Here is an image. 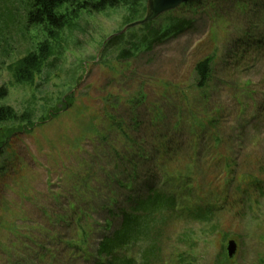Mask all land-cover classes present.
I'll use <instances>...</instances> for the list:
<instances>
[{"label":"rangeland","instance_id":"1","mask_svg":"<svg viewBox=\"0 0 264 264\" xmlns=\"http://www.w3.org/2000/svg\"><path fill=\"white\" fill-rule=\"evenodd\" d=\"M189 2L163 14L153 25L164 28L183 20L184 31L129 59L117 58L121 47L103 55L104 43L120 32L125 34L121 46H138L148 34L147 27L125 28L144 18L145 12L131 15L127 6L120 5L81 13L79 21L72 23L77 28L65 27L52 41L53 54L34 81L17 83L10 66L34 50L45 33L26 24L20 0L10 5L1 1L0 87L8 89L3 103L18 116L29 115L36 126L30 132L21 131L26 124L22 119L2 125L16 131L4 147L17 160L13 165L16 174L10 175L0 193V264H45L35 243L44 246V259L50 260L49 251L59 249L55 264L82 263L80 259L67 261L72 249L45 238L42 231L56 229L62 238L76 234L74 214L63 224L58 215L68 214L69 202H77L78 193L70 187L77 174L85 173L82 167L92 165L93 170L88 171L101 187L96 189L101 200L110 193L105 188L110 172L126 177L121 170L115 171V151L128 156L136 151L126 135L110 130L112 123H122L128 139L145 140L149 148L156 147L161 132L168 134V155L141 162L139 171V181L151 172L153 184L167 194H177V180L171 175L189 172L194 153L199 152L200 175L189 182L191 203L204 204L199 200L205 196L201 182L214 195L230 185L227 159L235 179L225 194L230 203L240 176L264 179V0ZM9 9L15 16L6 20ZM207 56L214 57L213 79L200 89L195 66ZM195 132L201 139L198 150ZM214 134L221 139L217 149ZM101 136L108 138L104 142ZM217 154L222 157L212 162ZM250 193V208L230 209L228 205L210 223L194 222L186 212L169 218L163 251L150 264H178L179 255L187 263L217 264L223 245L226 248L230 240L238 245L230 264H264V192L252 189ZM91 198L87 192L86 199ZM178 203V209H183L189 200L181 197ZM89 211L93 212L87 204L86 214ZM98 220L102 222L100 216ZM99 231L89 237L91 242L84 249L101 238ZM222 232L229 234L225 242ZM150 244V240H141L136 245L138 261Z\"/></svg>","mask_w":264,"mask_h":264},{"label":"trees","instance_id":"2","mask_svg":"<svg viewBox=\"0 0 264 264\" xmlns=\"http://www.w3.org/2000/svg\"><path fill=\"white\" fill-rule=\"evenodd\" d=\"M6 5L12 4L13 0H0ZM195 0H190L189 3ZM235 1H245V0H235ZM75 2V3H74ZM147 0H20V6L24 10V19L26 24L29 26H37L41 28L42 32L45 33V38L41 40L34 50H30L25 56L18 59L16 62L10 66L13 73L14 79L17 83H31L34 81V77L37 73L41 72L43 66H46L49 58L53 54L52 41L57 39L60 31L65 27L77 28L74 26V21H79L81 13L85 12H101L107 9V7H118L120 5H125L128 7L131 15L135 14L136 11L142 10L146 11ZM10 3V4H8ZM188 3V2H187ZM71 5L72 7H70ZM15 9V6H13ZM8 9V7H6ZM5 9V10H6ZM1 10V9H0ZM169 13V12H168ZM14 12L9 9L7 12V19H12L14 17ZM161 17V16H160ZM159 17V18H160ZM154 21L146 23L145 26L148 29V34L143 38L142 42L138 46H133V49H128L124 45V33H117L106 39L104 43L103 55L109 54L119 47V53L117 58L119 59H129L134 56L136 52L144 50H151L156 44L161 43L168 39L169 37L181 33L185 29V22L179 20L175 23L169 24L164 28H156ZM131 22V21H128ZM126 22V23H128ZM73 23V24H72ZM184 31V30H183ZM214 57L207 56L206 58L200 60L195 66V73L198 77L197 86L200 89L208 87L213 79V65ZM8 95V89L5 86L0 87V141L7 143L10 138L16 133L14 129L9 126H2L3 123L13 120L22 119L26 122L25 125L21 126V131H32L36 126L35 122L31 121L29 115H16L14 109L11 106H7L3 103V100ZM53 115H49L52 118ZM46 119V118H45ZM28 122V123H27ZM43 123L45 122L42 121ZM204 126V125H203ZM115 128L122 135H126L125 139L130 142V146L136 151L134 155H121L115 151L114 168L115 171L121 170V174L126 175L125 178H121L118 173H109L107 175L108 188L110 193L106 196L104 200L99 199V192L96 189H101L99 184L94 183L92 174V165L88 168H83L85 173H79L76 176V182L71 185L70 188L76 190L77 200L76 203L69 202V212L68 214L58 215V222L63 224L67 223L70 217L74 214L76 222V234L73 237L67 238L63 236L61 232L56 229H44L43 235L45 238L52 240V242H62L64 244V249L71 248L69 256H67V261L80 259L81 264H150V259L157 258L163 251L162 243L164 241L165 226L169 223V218L172 216L182 217L184 212L186 216L192 219L194 222L200 224L211 222L216 219L217 213L222 209H225L228 205L230 209L234 206H239L241 209L247 206V204L252 200V193L250 190L256 189L259 191L261 189L264 192V179L242 175L236 179L237 185L234 188L233 201L230 203V198L228 195L225 196L226 192L231 189L232 184L235 179L231 177L230 164L226 162L228 184L230 185L224 188L221 194L214 195V191L210 187L203 186L202 182L200 186L204 191V198L199 200H204V204L191 203L193 201L192 188L190 185V178L195 175L199 177V152L196 151L195 160L192 162L189 172H175L172 177H175V190L177 194H167L160 190L156 184L151 181L153 179L151 172L147 179L144 181H139V174L141 170V162L147 163L154 160L157 156V160L168 155L171 148L170 137L167 133L161 132L156 147L149 148L146 145V141L142 142L128 139V134L125 132L126 127L122 123L110 125V130ZM195 144L197 150L200 136L195 132ZM104 142L107 140V136L100 137ZM213 140L215 148H218V144L221 143V139L214 134ZM180 142L177 141V144ZM152 153V155H151ZM222 157L221 154L214 155L211 157V161ZM17 160V155L12 152H8L5 147L0 148V193L5 189L8 181L12 177L10 175L16 174V169L13 165ZM143 160V161H140ZM95 167V165L93 164ZM229 166V167H228ZM87 167V166H86ZM162 165H160V168ZM213 169L218 168V166L213 165ZM89 170V171H88ZM162 172L169 173L165 169H160ZM200 179V178H199ZM172 180V179H171ZM232 182V183H231ZM243 183H247L243 187ZM231 186V187H230ZM98 189V190H99ZM186 191L188 194L185 195ZM87 192L92 194L93 198L86 199ZM189 200V205L186 208L178 209V198L185 197ZM192 200V201H191ZM88 207L93 212L89 211L90 214H86L85 208ZM100 206V209L97 207ZM101 210V212H99ZM184 210V211H183ZM72 214V215H71ZM98 216L102 218V222L98 220ZM86 221L88 223H86ZM1 223V221H0ZM219 223V221H218ZM220 224V223H219ZM100 230L99 234L101 238L97 241L95 240L92 245H88V250L84 249L86 244L90 241L92 234L96 235V230ZM216 230V227H211V231ZM223 241L225 242L229 238V234L222 232ZM14 234V233H13ZM18 233L16 234V236ZM76 236V237H75ZM141 240H150L151 244L147 247L142 255L141 262L138 261L136 252L134 251L136 245ZM35 242V241H33ZM40 259H42L45 264H55L57 259L56 251H49L48 254L51 256L50 260L44 259L45 253L43 251L44 246L39 243H35ZM59 246V245H57ZM192 256V253L189 254ZM217 264H230L232 259L228 258L227 250L223 245V250L219 253L217 257ZM64 262V261H63ZM62 261H58L61 264ZM178 264H186V258L183 255L177 257ZM187 264H192L189 262Z\"/></svg>","mask_w":264,"mask_h":264},{"label":"water","instance_id":"3","mask_svg":"<svg viewBox=\"0 0 264 264\" xmlns=\"http://www.w3.org/2000/svg\"><path fill=\"white\" fill-rule=\"evenodd\" d=\"M189 1L190 0H147L144 18H142L139 21L129 23L126 26L125 31L129 28L139 25H145L146 23L154 21L163 14L176 9L181 4ZM237 249H238V245L236 241L234 240L228 241L226 247L228 258L232 259V257L236 255Z\"/></svg>","mask_w":264,"mask_h":264},{"label":"flooded vegetation","instance_id":"4","mask_svg":"<svg viewBox=\"0 0 264 264\" xmlns=\"http://www.w3.org/2000/svg\"><path fill=\"white\" fill-rule=\"evenodd\" d=\"M3 141H0V148L4 146L5 143L2 144Z\"/></svg>","mask_w":264,"mask_h":264},{"label":"clouds","instance_id":"5","mask_svg":"<svg viewBox=\"0 0 264 264\" xmlns=\"http://www.w3.org/2000/svg\"><path fill=\"white\" fill-rule=\"evenodd\" d=\"M34 34H35V32H34ZM15 95H16V94H15V92H14V93H13V98H15Z\"/></svg>","mask_w":264,"mask_h":264}]
</instances>
